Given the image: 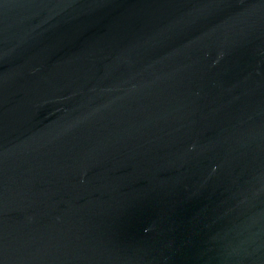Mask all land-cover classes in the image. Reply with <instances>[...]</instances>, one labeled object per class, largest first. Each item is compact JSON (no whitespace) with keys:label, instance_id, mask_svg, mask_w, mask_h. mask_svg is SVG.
<instances>
[{"label":"water","instance_id":"1","mask_svg":"<svg viewBox=\"0 0 264 264\" xmlns=\"http://www.w3.org/2000/svg\"><path fill=\"white\" fill-rule=\"evenodd\" d=\"M0 264H264V0H0Z\"/></svg>","mask_w":264,"mask_h":264}]
</instances>
